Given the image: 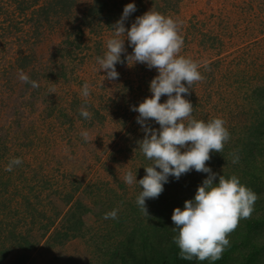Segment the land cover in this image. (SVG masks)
<instances>
[{
  "label": "rangeland",
  "instance_id": "rangeland-1",
  "mask_svg": "<svg viewBox=\"0 0 264 264\" xmlns=\"http://www.w3.org/2000/svg\"><path fill=\"white\" fill-rule=\"evenodd\" d=\"M142 1V15L152 10L181 22V55L201 64L204 80L186 96L194 106L192 116L205 122L217 117L226 121L230 140L225 145L235 150L207 162L218 174L216 182L219 175H236L251 186L240 167V171L233 169L245 158L243 151L236 152L237 145L253 147L252 158H258L263 167L260 178L264 181V137L256 131L264 117V0ZM95 6V0H77L73 12L43 24L37 37L31 35L29 25L28 45L19 47L18 31V45H13L11 53L0 54V242L12 243L11 230L35 228L30 238L38 243L27 250L24 264H104L114 248L123 249L129 239L140 244L144 236L159 234L161 220L172 223L174 209H183L186 200L194 199L209 175L192 170L178 180L170 176L158 198L146 199L149 214L139 208L136 199L142 189L138 183L128 186L122 176L131 170L139 180L146 174L144 167L152 163L138 147L144 132L132 106L152 95L150 82L158 71L146 64L128 66L125 57L133 49L125 41V63L116 65L119 78L104 80L106 73L99 70L97 57L104 55L120 18L111 5L102 13H96ZM135 19L129 16L125 27L130 29ZM65 37L71 42L58 47ZM23 49L29 56L26 67L17 62ZM35 61H42L43 68ZM11 64L18 66L16 73L2 79ZM21 72L39 87L30 83L27 87L28 82L19 79ZM85 82L91 89L87 103L80 94ZM166 100L167 96L161 97V102ZM81 107L92 114L91 119L80 115ZM149 124L159 128L154 121ZM83 131L89 133V140L82 137ZM236 156L239 161L233 163ZM14 157L22 163L6 171ZM256 193L259 199L250 219L264 213V191ZM67 196L70 203L65 202ZM76 200L104 215L90 218L83 234L54 243L51 233L67 225L66 214ZM113 210L117 218L105 219ZM46 224L50 229L40 237L43 234L36 229ZM256 234L264 240V227ZM231 237L232 233L230 241ZM22 252L13 250L3 264H11Z\"/></svg>",
  "mask_w": 264,
  "mask_h": 264
},
{
  "label": "clouds",
  "instance_id": "clouds-1",
  "mask_svg": "<svg viewBox=\"0 0 264 264\" xmlns=\"http://www.w3.org/2000/svg\"><path fill=\"white\" fill-rule=\"evenodd\" d=\"M135 11V3L124 7L120 20L113 25V36L106 41L104 55L97 57L99 70L106 73L104 80H117L116 65L125 63V59L130 67L140 63L158 71L150 82L152 95L144 98L138 106H132V110L139 114L137 122L144 132L138 147L152 163L144 167L146 174L141 179L137 180V174L131 170L122 179L128 186L138 183L142 191L136 203L149 214L146 199L158 198L170 176L178 180L192 170L208 173L194 199L186 200L183 209H174L172 222L178 230L174 241L181 259L220 260L230 245V234L237 229L241 219L251 218L259 196L242 184L236 175L230 178L219 175L217 183L218 174L207 164L213 151L223 153L230 132L226 121L220 117L205 122L192 116L194 106L186 96L191 94L194 84L204 80V76L199 62L181 55L184 45L181 22L149 10L136 17L128 29L125 20ZM125 41L133 50L122 59V54L127 52ZM204 68L209 70L207 64ZM19 79L34 88L39 87L23 72ZM90 92V85L85 82L80 93L85 103ZM162 96H167L165 102H161ZM80 115L92 118L84 107H81ZM149 121H154L159 128H153ZM81 135L85 141L90 138L87 131ZM238 161L236 156L233 163ZM21 163V158L14 157L5 170L12 171ZM104 218L116 219L117 210L106 213Z\"/></svg>",
  "mask_w": 264,
  "mask_h": 264
},
{
  "label": "trees",
  "instance_id": "trees-1",
  "mask_svg": "<svg viewBox=\"0 0 264 264\" xmlns=\"http://www.w3.org/2000/svg\"><path fill=\"white\" fill-rule=\"evenodd\" d=\"M95 1L96 6L94 11L96 13L109 10L108 7L111 5L112 10L118 11L117 18H121L124 7L129 3H135L136 5V11L130 15L131 19L142 15L141 13L144 10L142 0H118V3L116 1L110 3L109 0ZM76 3L77 0H0V54L11 53L13 45L16 46L17 44L18 37L16 34L18 31L20 33L19 39H21L19 47L23 48L29 44V25L32 27L31 35L36 36L46 22H50L56 18H63L73 12ZM118 4L120 5L117 7ZM26 27H28V30L23 31ZM70 42L69 38L65 37L59 42L58 47ZM70 45L72 47L75 46L74 42ZM26 53L23 49L21 57L17 58V62L21 61L20 67L29 65V56ZM13 65L11 64L12 67L4 69L2 79H9L16 73L15 68L18 66ZM34 65L43 68L44 63L42 61L40 63L35 61ZM27 87H29V83ZM259 124L260 126L256 129L259 132L257 135L261 134L264 137V117L263 120L259 121ZM238 149H240L239 153ZM241 149V146L237 145L236 152L240 155L243 151L245 158L241 159L239 164L233 165L234 171L242 169L243 175L249 177L248 181H252L249 187L255 192H260L261 190L263 192L264 186L260 187L264 183L260 178L263 167L258 164V158H252L253 147L249 146L248 149ZM232 150L235 149L225 145L223 153L213 151L211 157L223 156L222 158H225L230 153L233 154ZM0 154L2 155L1 150ZM240 182L244 184V180ZM254 184H257L258 188ZM70 201L71 198L67 196L65 202L70 203ZM133 209L134 211H138L137 207ZM94 215L96 217L104 215V211L94 210V208L84 205L80 200H76L66 214L65 220L67 225L63 224L55 228L51 233L54 243L62 244L69 238L83 234L84 226L88 225L90 218L94 217ZM136 216L139 217V214ZM241 221L242 224L239 223L237 229L232 232L229 247L224 251L222 258L216 261V264H226L228 258L231 259L232 264H264V240H259L256 234L264 227V213L259 216L256 214L248 221L246 219H242ZM159 224L162 226L159 234L157 232L149 238L144 236L140 244H134L129 239V243L125 247L123 246V249L114 248L110 252L111 256L107 257L108 260L104 264H199V261L195 259H181L179 247L174 241V237L178 236V230L175 229L173 222L165 223L161 220ZM50 226V224H46L36 229V231L38 233L41 232L43 235H40V237H43L50 229ZM135 228H140V226ZM33 231H35V228L29 227V229L20 233L14 230L8 232V236H12L13 241L12 243L0 242V264H3L11 257L13 250H23L17 258L11 260V264H22L27 258V250L34 249L38 243V241L34 240V242L30 238Z\"/></svg>",
  "mask_w": 264,
  "mask_h": 264
},
{
  "label": "crops",
  "instance_id": "crops-1",
  "mask_svg": "<svg viewBox=\"0 0 264 264\" xmlns=\"http://www.w3.org/2000/svg\"><path fill=\"white\" fill-rule=\"evenodd\" d=\"M26 257H27V258H26V260H25V261H27V260H28V256H27V255H26ZM25 261H23V263H22V264H24V263H25Z\"/></svg>",
  "mask_w": 264,
  "mask_h": 264
}]
</instances>
